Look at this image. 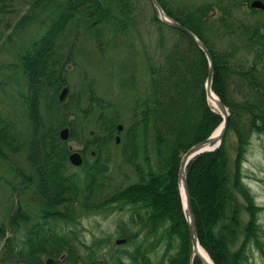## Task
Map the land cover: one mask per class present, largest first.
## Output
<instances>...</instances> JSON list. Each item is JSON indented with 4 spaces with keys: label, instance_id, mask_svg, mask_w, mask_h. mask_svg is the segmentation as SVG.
I'll list each match as a JSON object with an SVG mask.
<instances>
[{
    "label": "trees",
    "instance_id": "obj_1",
    "mask_svg": "<svg viewBox=\"0 0 264 264\" xmlns=\"http://www.w3.org/2000/svg\"><path fill=\"white\" fill-rule=\"evenodd\" d=\"M157 1L167 15L190 29L208 48L214 65L211 89L230 112L220 146L196 156L186 167L197 237L215 264H247L251 248L264 253L261 241L264 232L261 235L258 223L262 208L256 205L242 177L250 136L264 132V80L260 79L264 69V9L252 7V0H214L180 8L172 7L168 0ZM242 2L247 3L252 17L243 16ZM135 5L134 0H33L31 10L15 23L14 29L22 30L36 19L38 11L47 13L41 20L46 25L44 31L11 68L26 84L24 99L31 123L30 135L24 142L30 171L20 175L23 187L32 193L31 200L38 201L39 217L49 220L24 223L19 242L15 237H6L2 243V262L17 259L23 264H45L44 257L58 258L66 253L64 259L70 264H152L148 249L139 243L131 251L123 245L116 247L107 259L100 260L96 254L103 251L106 237L82 242L57 222V219L72 222L87 209L109 207L128 211L127 225L146 227V236L155 234L164 226L163 221H167L163 235L168 247L174 246L167 264L192 263L189 230L178 190L179 161L187 148L207 138L222 120L207 103L204 86L207 60L196 42L154 15L158 26L166 25L175 37L163 50L160 60L148 65L152 75L150 93L133 99L130 124H122L121 131L116 130L120 121L116 103L93 89L87 95L70 94L63 102L57 97L67 85L61 63L71 59V55L59 50L64 33L78 27L84 18L98 52L105 54L108 49L127 42L132 30L137 28L139 16ZM213 6L218 10L217 16H209ZM225 42L228 46L220 49V43ZM241 50L251 57L248 67L241 65L242 61L237 62ZM93 115L98 117L96 129L82 142L86 150L94 151V157L83 155L79 167L82 174L68 172L69 151L65 141L59 138L58 129L68 125L73 136L79 121L89 123ZM10 126L0 116V153L3 146L21 150V146L12 145ZM115 131L122 132L119 144L122 161L136 169L140 177L95 202L108 186L106 162L111 160L108 150L115 143ZM229 131L236 137L233 153L224 144ZM151 145L155 164L148 155ZM211 199L213 203H209ZM27 219L31 220L23 207L11 213L10 231L16 234ZM124 223L119 222L117 232L127 245L135 233L127 230ZM5 232L6 228L0 225V240ZM158 240L159 237L154 243ZM58 263L55 260L54 264ZM193 263L201 261L196 257Z\"/></svg>",
    "mask_w": 264,
    "mask_h": 264
},
{
    "label": "rangeland",
    "instance_id": "obj_2",
    "mask_svg": "<svg viewBox=\"0 0 264 264\" xmlns=\"http://www.w3.org/2000/svg\"><path fill=\"white\" fill-rule=\"evenodd\" d=\"M168 1L172 7L180 8L191 4H200L201 2H212L214 0ZM32 2L33 0H0V6L4 5V11L0 13V116L2 119L9 121L11 124L9 127L10 129H8L13 132L11 136L13 142L12 145L15 147L21 146V150L17 149L15 151L11 150L8 146H3V151L1 150L0 153V225L6 228L5 235L0 240V264H23L17 259L2 262V253L4 252L2 248L3 241L6 237H15L16 241L19 242L21 236H23L22 227H24V223H31L36 220L42 221L43 219H46H41L39 217L40 208L36 206L38 201L31 200L30 197L32 193L28 187H23L24 182H22V177L20 175L21 172L27 173L30 171V162L27 160L25 150L26 145L24 142L26 143V140L30 135L29 132L31 131V123L28 119V112L24 99L26 84L23 78L15 74L11 68V65L19 62L20 54L27 49V46L33 41V39L37 38L40 33H42V30L44 31L46 26L41 23V20H44L46 17V11H38L36 19L29 26L22 30L14 29V25L19 17L31 10ZM134 2L136 3L135 11L139 16L138 22L136 21L137 28L132 30L127 42L121 44L119 43L120 45H116L114 48L108 49L105 54L98 52L92 35L93 33L87 30L88 22L84 18L80 19L78 27L73 26L69 28L64 33L65 37L59 41V50L65 55H71V59L61 63L63 73L66 77L67 93L65 95L66 97L63 100H60L59 95L61 93V89L57 95L58 100L63 102L70 94H91L93 89L98 95L104 97L106 100H109L111 103H116V107L120 112V121L116 124L117 131L122 130L117 128L118 124H123L124 126H128L130 124L133 99H135L136 96L142 98L148 92L150 93L152 75L148 65L150 63H157L160 60L164 52L163 50L169 47L175 37V33L166 26L167 24L160 27L154 20L156 14L159 19L160 16L157 8L151 0H134ZM241 10L244 17L249 18L253 16L250 15V10L248 9L246 2L241 3ZM217 14L218 10L215 6H213V9L209 12V16H217ZM160 21L164 23L161 19ZM227 46V42L224 44L220 43V49L226 48ZM236 57L238 58L237 62L242 61L241 65L246 67L249 66L248 64L251 62V57H246L243 50L239 51ZM244 60L247 61L244 62ZM260 75V79L263 81L264 69ZM204 86L206 91V80ZM211 91L214 93L212 89ZM205 93L209 107L218 112L222 117L221 122L211 132V134H214L216 131H220L223 115H221L216 104L214 105L211 103L207 92ZM217 97L219 96L217 95ZM44 104L45 99L41 102L42 112L44 110ZM114 111L115 109L112 110L113 114ZM227 111L229 117L230 112L228 107ZM72 117L73 116H71V118ZM187 119L191 121V118ZM97 120L98 117L93 115L89 123H86L84 120H82V122L79 121L78 129L77 131L74 130L75 135L73 136L71 133L73 130L68 125L59 127V138L65 141L64 143L69 151V165L67 167L68 172H77L82 174V170L79 167L84 160L83 155L86 153L89 159L94 157V151L89 149L86 150L82 141L84 138L91 136L93 131H95ZM64 128L69 129V132L67 137L62 138L61 131ZM226 129L227 126L225 131ZM117 131L113 133L115 143L112 144L108 150V153H111V160L106 162L108 169L106 174L108 178L105 181L108 186L105 191H102V194L94 200L95 202H98L101 199L103 200L118 187L122 188L130 185V183H135L140 177L136 169L134 170V168H131V165L122 161L120 157L122 147L119 145L122 132ZM225 131L216 147L212 150L196 154L191 160L200 154L217 149L221 144ZM148 132L151 137V130ZM117 136H119V140L116 142ZM149 139L151 140V138ZM224 144L228 146L231 153L234 152L236 146V137L234 132H228ZM153 148L154 147L151 145L148 150V155L150 159H152V163L155 164L156 155L154 156L153 154V157L151 156ZM186 150L181 154L180 160ZM75 151H78L82 157V162L78 165L73 164L69 159L70 154ZM140 160L142 161V159ZM144 162L142 161V163ZM242 177L244 183L249 187L254 195L256 205L262 208L258 217V223L260 225L262 235L264 232V132H255L250 136L246 160L242 164ZM178 190L184 213V207H186V204L183 200V191L180 188L179 182ZM209 201V203H213V199ZM20 207H23V211L30 216L31 220L27 219L22 221L21 224L23 225L20 226L21 228H19L15 234L10 231L9 218L11 217V213L18 210ZM124 208L129 209L126 207ZM129 218L130 214L128 211L113 210L108 207L101 210L87 209L82 211L72 222L66 219V221L57 219V222L61 224L65 230L70 231V234L73 235L74 238L82 242L90 243L96 237H106L107 241H105L103 245V251L96 254V257H100V260L107 259L113 249H117L116 247L123 245V248L131 251V247L139 243L143 248L148 249L147 256H149L152 264H167L169 258L168 256L174 251V246L168 247L167 240L163 235V227H166L167 221H163L164 226L159 227L155 234L148 233V236H146V227L141 229L139 225H135L134 223H129V225H127L130 221ZM135 219L137 220V218ZM46 220H49V218ZM119 222H125L124 224L127 225L125 228L127 230L130 229V231L135 233V238L131 240L132 242L130 244L125 245V241L121 243V245L116 243V239L124 238L119 236L117 232ZM157 237H159L160 240H158L155 244L154 242L157 240ZM261 241L264 250V236ZM149 244L151 245L149 246ZM173 245H176V242H173ZM199 245H201L200 242ZM65 254L66 253H62L58 258L44 257V263L47 264V258H53L54 260L51 264H54L55 260L59 261L58 264H70L64 259ZM196 257L197 256H193L191 262H195ZM126 263L130 262L126 260ZM77 264L83 263L78 262ZM247 264H264V253L260 249L251 248V257Z\"/></svg>",
    "mask_w": 264,
    "mask_h": 264
},
{
    "label": "water",
    "instance_id": "obj_3",
    "mask_svg": "<svg viewBox=\"0 0 264 264\" xmlns=\"http://www.w3.org/2000/svg\"><path fill=\"white\" fill-rule=\"evenodd\" d=\"M154 6L157 8L159 12L160 19L167 25L172 26L176 29H179L189 35L199 46V48L204 52L206 55V58L208 60V71H207V77H206V92L208 97L210 98H216L215 99V104L220 111L221 115H223V121L220 126V131L214 134H211L209 137L195 143L194 145L190 146L186 152L183 154L181 160H180V165H179V171H178V182L180 185V188L183 191V200L184 203L186 204V207H184V212L186 215V220H187V226L189 228V233H190V238L192 242V254H191V260L194 255H196L202 262V264H215L213 260L209 257V260H205L198 252V247L199 241L197 237V231H196V225H195V219L194 215L192 212V207H191V199H190V193H189V188H188V183L186 179V173H185V168L187 163L198 153L212 150L214 147H216L218 141L222 138V135L225 131V128L227 126V120H228V111L227 107L223 104V102L217 97L215 93L211 91V83H212V77H213V60L211 57V54L206 47V45L187 27L182 25L179 21L175 20L174 18L170 17L169 15L166 14V12L163 10L161 5L157 0H151ZM250 5L252 7L256 8H261L264 9V2L262 0H252ZM67 93V87H63L61 90V93L59 95V99L63 100L66 96ZM118 129H122V124L117 125ZM69 132V129L64 128L61 131V136L62 138L67 137V134ZM119 140V136L116 137V142ZM70 161L73 164H80L82 162V157L78 151H75L70 154L69 156ZM125 241L123 238L116 239V243L121 244ZM207 253V252H206ZM53 258H47L46 263L51 264L53 262Z\"/></svg>",
    "mask_w": 264,
    "mask_h": 264
},
{
    "label": "bare ground",
    "instance_id": "obj_4",
    "mask_svg": "<svg viewBox=\"0 0 264 264\" xmlns=\"http://www.w3.org/2000/svg\"><path fill=\"white\" fill-rule=\"evenodd\" d=\"M215 99L216 98H210V101H211V103L212 104H214L215 105ZM215 133H217V131L215 132ZM197 252L205 259V260H209V257H208V255H207V253H206V251L202 248V247H198V250H197ZM209 262H210V260H209Z\"/></svg>",
    "mask_w": 264,
    "mask_h": 264
}]
</instances>
